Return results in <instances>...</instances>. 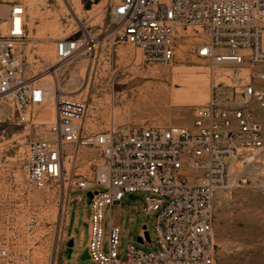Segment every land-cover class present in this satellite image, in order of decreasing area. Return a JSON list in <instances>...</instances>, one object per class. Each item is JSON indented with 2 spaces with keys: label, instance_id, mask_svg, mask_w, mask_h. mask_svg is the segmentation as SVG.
<instances>
[{
  "label": "built area",
  "instance_id": "1",
  "mask_svg": "<svg viewBox=\"0 0 264 264\" xmlns=\"http://www.w3.org/2000/svg\"><path fill=\"white\" fill-rule=\"evenodd\" d=\"M106 12L105 34L74 23L69 35L54 39L51 60L30 54L21 0H0V119L23 126L18 169L29 187L49 193L55 248L71 239L72 252L74 233L65 232L71 195L86 191L83 251L90 263L212 264L213 194L237 156L264 153V0H108ZM177 28H190L196 40L189 52L226 79L192 106L190 127L131 123L124 134L114 127L92 131L89 97L71 95L78 88L70 63L80 59L89 69L102 45L114 53L119 42L138 50L140 62L169 63ZM46 103L53 107L50 121L39 116ZM132 193L142 194V211L153 215L157 250L128 244L121 258L110 211L102 249L104 210ZM50 215L48 209L41 220L48 223ZM26 223L35 225L37 215ZM28 250L0 236V264H33Z\"/></svg>",
  "mask_w": 264,
  "mask_h": 264
},
{
  "label": "rangeland",
  "instance_id": "2",
  "mask_svg": "<svg viewBox=\"0 0 264 264\" xmlns=\"http://www.w3.org/2000/svg\"><path fill=\"white\" fill-rule=\"evenodd\" d=\"M21 2L26 7L27 48L33 57L52 60L54 39L69 35L74 23L93 36H102L104 29L111 27L106 12L108 0H77V4L68 0L70 11L61 0ZM195 40L190 28H177L175 57L169 63H145L139 57L134 60L138 50L123 42L116 44L114 53L102 45L89 69L80 66V59L73 60L67 71L78 90L71 95L77 97L81 91V95L89 97L90 129L114 127L124 134L131 123L189 128L192 106L208 98L212 83L226 81L218 71L212 72L206 62L189 52ZM194 81L200 86L199 94L188 88ZM148 86L150 89H145ZM46 107L44 113L49 117ZM24 134L22 125L0 119V236L10 243L28 247L33 264H92L75 257V246L79 243L82 252L87 240V226L83 221L86 214L83 207L89 201L86 191L71 195L65 232L67 236L74 233V239L72 252L67 257L66 241L54 247L56 241L52 235L56 223H53L54 208L49 193L29 187L18 169L16 158L25 146ZM78 195L79 202L75 199ZM141 195L125 194L121 200L113 201L110 208H105L103 251L107 248L109 211L119 226L117 250L121 258L128 244L142 251L157 250L153 215L142 211ZM48 209L51 215L46 223L41 217ZM30 214L37 215L35 225L26 223ZM142 225L148 241L138 242L136 237ZM211 238L212 264H264V153L242 152V156L231 162L224 185L213 194Z\"/></svg>",
  "mask_w": 264,
  "mask_h": 264
},
{
  "label": "bare ground",
  "instance_id": "3",
  "mask_svg": "<svg viewBox=\"0 0 264 264\" xmlns=\"http://www.w3.org/2000/svg\"><path fill=\"white\" fill-rule=\"evenodd\" d=\"M32 1V0H31ZM61 2L67 7V9L70 11L71 9H70V6L68 7V0H61ZM74 2L77 4L78 2H77V0H74ZM68 4V5H67ZM74 13V14H76L74 11H71V13ZM137 57H139V54H138V56H137V52L135 53V55H134V60L136 59L137 60ZM79 72V71H78ZM78 77L77 78H80V77H82V76H80V75H77ZM188 88L190 89V90H192L193 92H195V93H197V94H199L200 93V86H198V84H197V82H191V83H189V85H188ZM145 89H147V90H149L150 89V86H148V88L147 87H145ZM146 90V91H147ZM146 95V94H145ZM48 108H47V107ZM46 106H44L42 109H41V112H40V118H41V120H43V121H50V120H52L53 119V107H52V105H51V103H48ZM45 107L47 108V112L49 113V117H48V115L46 114V113H44V109H45ZM49 109H51V112H49ZM229 168H230V166H229ZM68 221V220H67Z\"/></svg>",
  "mask_w": 264,
  "mask_h": 264
},
{
  "label": "water",
  "instance_id": "4",
  "mask_svg": "<svg viewBox=\"0 0 264 264\" xmlns=\"http://www.w3.org/2000/svg\"><path fill=\"white\" fill-rule=\"evenodd\" d=\"M87 195H89V193H87ZM141 228L144 230V232H143L144 239L148 241L147 233L145 231V226L142 225ZM136 240L138 242H141V238L139 236L136 237ZM71 246H72V240L71 239H67L66 240V243H65V250L67 252V257H69V254L71 252ZM79 259L80 260H87L88 259V256L86 254V251H82L81 252V254L79 255Z\"/></svg>",
  "mask_w": 264,
  "mask_h": 264
}]
</instances>
